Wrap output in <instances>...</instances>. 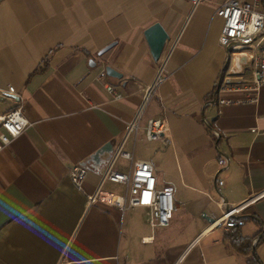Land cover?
Returning a JSON list of instances; mask_svg holds the SVG:
<instances>
[{
	"label": "crops",
	"instance_id": "obj_1",
	"mask_svg": "<svg viewBox=\"0 0 264 264\" xmlns=\"http://www.w3.org/2000/svg\"><path fill=\"white\" fill-rule=\"evenodd\" d=\"M224 1L0 0V117L20 105L32 123L0 151V264H250L234 231L254 237L264 263V134L253 131L264 130V85L257 103L220 102L244 96L218 89L230 64L216 13ZM241 1L264 10V0ZM155 23L169 34L158 60L145 36ZM106 66L122 77L101 79ZM158 75L166 79L142 124L162 119L170 138L148 140L138 156L144 128L124 144L154 165L159 187L174 188L177 215L153 228L146 208L122 211L89 195L112 155L95 153L115 150ZM77 164L88 168L81 187L71 178ZM116 184L101 187L124 194ZM242 203L244 224L227 229L226 206Z\"/></svg>",
	"mask_w": 264,
	"mask_h": 264
},
{
	"label": "built area",
	"instance_id": "obj_2",
	"mask_svg": "<svg viewBox=\"0 0 264 264\" xmlns=\"http://www.w3.org/2000/svg\"><path fill=\"white\" fill-rule=\"evenodd\" d=\"M195 4L201 0H192ZM217 15L223 19V29L220 42L229 50L230 64L219 85V92L244 93L241 98L224 97L221 103L259 101L260 91L264 85V55L257 56V51L264 52V10L257 1L243 2L241 0H225L217 9ZM246 55L247 62L241 61V56ZM248 71V73H247ZM100 78L107 76L106 69L100 72ZM166 77L158 75L156 79L144 88L141 103L131 120L126 123L125 132L113 151L105 170L102 174L100 186L89 195V202H104L116 206L122 211L131 207H144L147 209L148 222L153 228L166 227L174 218L177 205L174 199L172 186L159 187L154 172V165L146 160H134V153L124 149V144L130 136L139 137L141 130L145 129L147 140H169L170 132L167 124L162 119L150 118L143 126V117L146 109L155 96L160 84ZM106 88L114 99L122 98L116 87L106 84ZM9 93H15V87L10 86ZM4 94L5 91H2ZM32 123L25 116L22 106H17L0 117V151L23 133ZM255 133L264 134V130L253 128ZM118 157L131 161V167L124 172L115 165ZM88 173V168L83 164L75 165L71 170L73 182L81 187ZM105 180L125 185L124 194L104 191L102 183ZM223 184V181L220 182ZM242 204L233 205L226 209L220 221L227 229L239 227L244 220L237 218Z\"/></svg>",
	"mask_w": 264,
	"mask_h": 264
},
{
	"label": "water",
	"instance_id": "obj_3",
	"mask_svg": "<svg viewBox=\"0 0 264 264\" xmlns=\"http://www.w3.org/2000/svg\"><path fill=\"white\" fill-rule=\"evenodd\" d=\"M145 36L148 40L151 52L153 57L158 60L162 54V51L164 49L165 43L169 38V34L166 31V29L163 27V25L161 23H155L153 25H151L146 31H145ZM114 45V43L107 45L106 47H104L99 54H103L104 52H106L107 50H109L112 46ZM106 72L109 76H113V77H122V73L118 72L116 69H114L111 66H106ZM114 148L112 143H107L106 145H104L101 149H99L95 155L94 158L96 160H99L100 157L104 154V153H113ZM230 208V206H226V209L228 210ZM238 218V216H236Z\"/></svg>",
	"mask_w": 264,
	"mask_h": 264
},
{
	"label": "trees",
	"instance_id": "obj_4",
	"mask_svg": "<svg viewBox=\"0 0 264 264\" xmlns=\"http://www.w3.org/2000/svg\"><path fill=\"white\" fill-rule=\"evenodd\" d=\"M237 227L232 228L235 230ZM232 244L236 250L249 255L248 262L250 264H264L260 257L257 255L256 251L253 249V239L254 237H245L240 231H234L232 234ZM263 240V238H262Z\"/></svg>",
	"mask_w": 264,
	"mask_h": 264
},
{
	"label": "rangeland",
	"instance_id": "obj_5",
	"mask_svg": "<svg viewBox=\"0 0 264 264\" xmlns=\"http://www.w3.org/2000/svg\"><path fill=\"white\" fill-rule=\"evenodd\" d=\"M146 143H150V142L148 140H146V141L138 140L137 141L136 152H135L136 156L142 154L143 152H145L147 150V146L148 145H146ZM153 143H155V141H153ZM122 159H124V158L118 157V159H117V167H119L122 164V166H123L122 168L127 171L130 168L131 162L129 160H126V159L122 160ZM116 186L118 187V189H117L118 192L125 193V191H126L125 185L116 184ZM175 215H177L176 211H175ZM174 233L175 232H173V235H174ZM177 233H178V236L177 235L176 236L180 240H181V238H183L187 234V232H182L181 229H179V228H178Z\"/></svg>",
	"mask_w": 264,
	"mask_h": 264
}]
</instances>
